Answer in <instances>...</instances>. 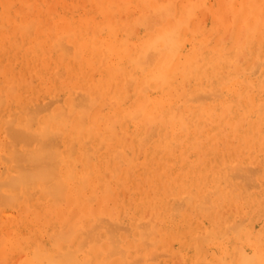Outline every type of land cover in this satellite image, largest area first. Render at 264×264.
I'll use <instances>...</instances> for the list:
<instances>
[{
    "label": "bare ground",
    "instance_id": "obj_1",
    "mask_svg": "<svg viewBox=\"0 0 264 264\" xmlns=\"http://www.w3.org/2000/svg\"><path fill=\"white\" fill-rule=\"evenodd\" d=\"M109 1L83 14L66 2L50 22L45 0H0V254L23 251L30 264H164L161 241L193 211L218 222L192 237L191 264H262V237L226 213L239 190L264 218L263 16L220 35L201 20L209 0ZM27 71L34 92H24ZM95 72L104 75L95 93L74 90ZM57 90L66 97L54 108L43 99ZM146 247L155 253H135Z\"/></svg>",
    "mask_w": 264,
    "mask_h": 264
},
{
    "label": "rangeland",
    "instance_id": "obj_2",
    "mask_svg": "<svg viewBox=\"0 0 264 264\" xmlns=\"http://www.w3.org/2000/svg\"><path fill=\"white\" fill-rule=\"evenodd\" d=\"M70 1H72V0H45V2H47V6H45V8H47V10H42V12H43V14H46V11H47V14L45 15V18L48 20V21H52V22H54L55 21V19L57 18V16H58V14H61L63 11H65L66 10V6L64 5V4H66V2L67 3H69ZM96 1H99V0H91V3H90V1H88V0H76V3L78 4V6H80L79 7V9H78V13L79 14H83V13H85L89 8H91L92 6H94V5H96L97 3H99V2H97V3H95ZM109 1V0H108ZM112 1V0H111ZM176 1H178V0H176ZM44 2V3H45ZM109 3H110V1H109ZM113 2H111L110 4L113 6V4H112ZM209 3H210V8H208L207 9V13L205 14V15H202L201 16V20H206V23L207 24H213V25H215V27L217 28V30L220 32V35H223V34H225V32L227 31V29H229L230 30V27H232L231 28V32H229V34L231 35V33H232V31H233V28L234 27H246V29H248V25H247V22H249V21H252L257 15H262L263 16V20H264V0H209ZM46 4V3H45ZM107 4V3H106ZM236 4V5H235ZM146 5V4H145ZM145 5H143V7L145 6ZM228 5V6H227ZM44 6V5H43ZM147 6V5H146ZM49 7H51V11L49 10ZM152 7H154V9L156 8V9H158L159 7H155V6H151V8ZM171 6H168V7H166L167 8V10H172L173 11V13H174V17L175 18H177V19H179L180 18V16H177V12H175L174 11V9H172L173 8V6H172V8H170ZM44 7H43V9H45ZM54 8V9H53ZM84 8V9H83ZM100 8V7H99ZM105 8H107V5L105 6ZM170 8V9H169ZM161 9L162 8H160V11H161ZM164 9V8H163ZM239 10V14L238 15H240V17H241V19H243L242 21H239V22H236V17H237V13H235V10ZM81 10H84V11H81ZM149 10H153V8L152 9H147V12L149 11ZM166 10V9H165ZM164 10V11H165ZM157 11H159V10H157ZM163 11V10H162ZM160 12V13H162L161 14V16H164V14H163V12ZM124 12L126 13V11L124 10ZM150 12V11H149ZM155 12H156V10H155ZM151 13V12H150ZM149 13V14H150ZM157 13H159V12H157ZM169 13V15L168 16H166L167 17V19L165 18H162V19H164V21H165V23L167 22V21H170L171 23H173V20H174V18L173 17H170L171 15L170 14H173L172 12H168ZM146 14V13H145ZM153 14H154V11H153ZM156 14V13H155ZM153 15V17H152V19L153 20H155L156 18V15ZM78 14H76V16H77ZM152 15V14H151ZM157 15H159V14H157ZM54 16V17H53ZM127 18H130L131 17V15H128L127 13H126V15H125ZM147 17H148V15H146ZM145 16V17H146ZM150 16V15H149ZM155 16V17H154ZM160 16V15H159ZM159 16H157V17H159ZM160 16V17H161ZM173 16V15H172ZM217 17H218V19H217ZM246 17H248V20H247V22H246V24H245V19L244 18H246ZM149 18V17H148ZM155 18V19H154ZM148 20H150L151 21V23H152V20H151V18L150 19H148ZM156 21V22H155ZM155 21H153V23H157L158 21H160V22H163V20L161 21L160 20V18H157ZM214 22H217V23H214ZM159 23V22H158ZM160 24V23H159ZM186 25V24H185ZM244 25V26H243ZM148 26V25H147ZM161 24L160 25H156V27L155 28H153V30H156L157 29V31H159V29L161 28ZM34 27L33 26H30V29L31 30H34L35 31V28L33 29ZM228 30V31H229ZM141 32H142V30H141ZM247 34V32H245L244 34H243V32H240L239 34H237V35H235L236 37H237V39L239 40H242L241 42L242 43H240V44H244V39H243V36L244 35H246ZM229 35V36H230ZM242 38V39H241ZM240 50L237 48L236 49V53L237 54H239V57L243 54V52L244 51H241V52H239ZM242 59H244V57L242 58ZM8 61V60H7ZM18 61L19 62H23V61H25L26 62V60H25V57L24 56H21L19 59H18ZM25 66H27L28 68H33V65H31V64H29V65H25ZM43 66L44 65H42L40 68L42 69L43 68ZM4 69H5V67H4V65L2 64V66H1V71H2V73L4 72ZM59 70L61 71V73L59 72V74H63V72H65V74L66 75H64L65 76V79H67L68 78V75H69V73L68 72H66V71H64L65 70V67H63V66H60L59 67ZM63 71V72H62ZM88 71V70H87ZM19 74H21V72L19 71ZM31 76V78H32V80L30 79V78H28V80H27V76ZM84 75V72H81V75H80V77H82ZM193 75V74H192ZM191 75V77H192V79H193V81L194 80H196V78L198 77V74H194V76H192ZM25 76H26V80H25V88H24V92H25V90L27 89V90H29V91H31V90H33V92L35 91V90H37V83H38V81L34 78V76L32 77V75L27 71V73L25 72V75H24V78H25ZM104 75L103 74H100V72H95L94 74H93V76H92V79L88 82V83H86V85L85 86H83V87H74V90H76L77 92H79V94H83L84 96H85V94L82 92V91H84V92H86L87 90L89 91V92H91V93H95V91H96V86H95V84H94V81H99V79H100V77H103ZM29 80L30 81H33V85H32V83L31 82H29ZM35 81V82H34ZM192 81V82H193ZM27 82V83H26ZM28 84H30V87L28 86ZM90 84H91V87L89 88V87H87V85L88 86H90ZM94 86V87H93ZM87 87V88H86ZM82 90V91H81ZM76 91H74V95L76 96V94H77V92ZM81 91V92H80ZM56 93V94H55ZM52 94H54L53 95V97H52ZM50 96L52 97H50V96H48L49 97V100H48V97H45V99H43V101L44 102H46V103H48V102H50L51 103V101L52 100H54V102H53V107L55 108V107H59V106H61V104L62 103H64V100H65V97H66V94L64 93V92H60L59 90H57L56 92H53ZM63 96V97H62ZM35 97V95H31V98H34ZM55 97V98H54ZM77 97V96H76ZM61 100H63V101H61ZM55 99H57L56 100V103H55ZM29 101H32V100H29V97H28V99H27V103L29 102ZM62 102V103H61ZM30 103V102H29ZM55 103V104H54ZM61 103V104H60ZM30 104H34V103H30ZM254 141H261V139L259 138V137H255L254 139H253V142ZM261 156H263V154H259L258 155V152H254L253 154H252V159L254 160V161H256L257 160V162L259 161V158L261 157ZM258 158V159H257ZM235 159V158H234ZM242 160H234L232 163H233V165H238L237 163H239V162H241ZM235 162H237V163H235ZM256 162V163H257ZM221 165V164H220ZM223 166V165H222ZM229 167V166H228ZM227 167V168H228ZM231 167V166H230ZM227 168H224L225 170L227 169ZM230 170H231V168H229V170H227V172L229 173L230 172ZM231 173V172H230ZM237 175L239 174V173H236ZM230 175V174H229ZM233 175H235V174H233ZM239 176V175H238ZM237 176V177H238ZM235 178H236V176H234ZM240 177V176H239ZM233 179V178H232ZM240 179V178H239ZM236 180H238V179H235V180H233L234 182L236 181ZM235 193V194H234ZM233 194L235 195V197L233 196L232 197V194L229 196V200L231 199V201H229V203H228V205H227V208H228V210L230 211V212H228L227 211V215L228 216H231V215H233V217H232V220H234L235 218H236V216H234V215H240V216H242V217H244L245 216V218H248V220L247 221H244V219H243V221L245 222V225H247V226H250L251 228H253L256 232H255V236H257V237H255L254 236V238H261V239H263L264 240V232H262V231H264V227H263V222H264V218L261 216L259 219L260 220H258L257 218H258V213H256V212H253V211H256L258 208H256L255 210H253V211H251V210H249L250 209V207H248V206H246V205H244L243 204V202H242V196L244 195V193H242V192H240L239 190H237V191H235ZM239 193V195L240 196H237V194ZM240 193H242V195L240 194ZM129 197L130 196H132V195H128ZM128 197V198H129ZM241 197V198H240ZM128 202H130V200L128 201ZM258 205H261L260 203H258ZM237 208V213L236 214H234V212H233V209H236ZM233 208V209H232ZM249 208V209H248ZM231 209H232V212H231ZM235 211V210H234ZM151 215V214H150ZM187 215H188V223H189V225H188V223L186 224V225H184V226H182L180 229H179V231H177V233H176V235L174 234H172V235H170L169 236V238L167 239V240H164V242L163 241H161V248L158 250V251H160L161 249H165V251L164 252H168L169 253V256H165L167 253H164V252H162V253H164L162 256H161V252H160V255H159V253H158V258H155V261H157V259H158V261L157 262H159V263H164V264H172L173 263V261L175 260L176 261V263L175 264H181L180 262V260H178L180 257H181V255L183 256V260H184V264H185V262H186V264H191L192 263V261H193V254L194 253H196V250H194V249H196L195 248V242L193 241L194 239L192 238L193 236H196L197 235V233H199L200 234V232L202 231V230H205L206 229V226L207 227H212V225H214L215 223H216V221H217V219L216 220H210V218L211 217H209V215H205V214H203V213H195V212H193V211H189L188 213H187ZM220 216V215H219ZM219 216H218V218H219ZM260 216V215H259ZM149 217V216H148ZM221 218V217H220ZM237 219H238V217H237ZM194 221V224H193V221ZM256 220H258L257 222H256ZM160 220H158V223H157V226L159 227H157V230H158V233L156 232V234L157 235H159L160 237L162 236V233L164 232V236H166L167 235V233H168V231L165 229V227H164V223H165V225L167 224L166 223V221L164 220V219H162V221L161 222H159ZM206 221V222H205ZM262 221V222H261ZM192 224H191V223ZM205 222V223H204ZM218 222V221H217ZM258 223V224H257ZM263 224V225H262ZM209 225V226H208ZM261 225H262V227H261ZM258 226V227H257ZM187 227H190V228H187ZM201 229V230H200ZM190 230H192V231H190ZM200 230V231H199ZM258 231H260L261 233L259 234V232ZM256 233H258V234H256ZM198 234V235H199ZM263 234V235H262ZM191 235V236H190ZM184 236H186L185 238H184ZM162 238V237H161ZM183 239V240H182ZM192 241H193V243H192ZM167 242H168V244H169V248H167L166 246H168V244H167ZM177 242V243H176ZM180 242V243H179ZM182 242V243H181ZM191 242V243H190ZM190 243V244H189ZM177 246V247H176ZM190 246V247H189ZM175 247V248H174ZM167 248V249H166ZM177 248V249H176ZM147 249H150V248H148V247H146V249L145 248H143L142 250H140V251H137V252H135L136 254H138V253H140V254H142V252L144 253ZM153 247L150 249V250H148V251H146L147 253H149L150 254V252H152L153 251ZM179 249V250H178ZM182 249V250H181ZM186 249V250H185ZM169 250V251H168ZM188 250L189 251H191V252H189L188 253ZM163 251V250H162ZM179 251H180V254L181 255H179ZM212 251H213V249H212ZM184 252H187L188 254H186V253H184ZM152 253H155V251H153ZM172 253V254H171ZM174 253V254H173ZM6 255V256H5ZM0 254V264L1 263H4V264H15V263H19V264H30L31 263V261H29L30 260V257H29V255H27V254H25L23 251H21L19 254L17 253V252H15V251H11L10 252V254L9 253H6V254ZM168 255V254H167ZM170 255H171V257H170ZM177 255H179V257L178 258H176V256ZM5 256V257H4ZM154 256V255H153ZM165 256V257H164ZM3 257L5 258V260L3 259ZM115 257V256H114ZM167 257V258H166ZM3 259V261H1L2 259ZM154 258V257H153ZM21 259V260H20ZM181 259V258H180ZM186 259V260H185ZM191 260V261H190ZM21 261V262H20ZM152 261V260H151ZM151 261H149V262H151ZM174 261V262H175ZM177 261H179V262H177ZM7 262V263H6ZM194 263V262H193Z\"/></svg>",
    "mask_w": 264,
    "mask_h": 264
},
{
    "label": "snow or ice",
    "instance_id": "obj_3",
    "mask_svg": "<svg viewBox=\"0 0 264 264\" xmlns=\"http://www.w3.org/2000/svg\"><path fill=\"white\" fill-rule=\"evenodd\" d=\"M36 264H43V262L37 261ZM48 264H52V262H48ZM264 264V262H262Z\"/></svg>",
    "mask_w": 264,
    "mask_h": 264
}]
</instances>
